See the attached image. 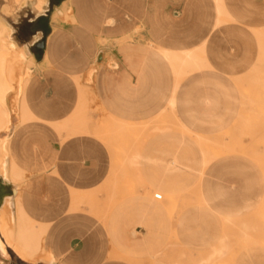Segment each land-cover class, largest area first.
Returning <instances> with one entry per match:
<instances>
[{
  "label": "crops",
  "instance_id": "crops-1",
  "mask_svg": "<svg viewBox=\"0 0 264 264\" xmlns=\"http://www.w3.org/2000/svg\"><path fill=\"white\" fill-rule=\"evenodd\" d=\"M106 9L103 25L89 24L100 29L88 49L76 51L88 101L76 87V112L89 106L88 121L57 148L31 145L40 149L35 164L13 154L8 135L0 143L9 160L0 177L14 188L2 201L10 200L12 221L0 230V252L46 264H264V243L242 238L256 231L239 227L263 198L262 173L218 145L239 119L237 82L256 62L264 0H108ZM51 32L34 42L42 56ZM62 101L67 110L74 97ZM27 167L46 173L22 195L27 217L47 224L31 258L7 235ZM70 192L76 211L66 214Z\"/></svg>",
  "mask_w": 264,
  "mask_h": 264
},
{
  "label": "rangeland",
  "instance_id": "rangeland-1",
  "mask_svg": "<svg viewBox=\"0 0 264 264\" xmlns=\"http://www.w3.org/2000/svg\"><path fill=\"white\" fill-rule=\"evenodd\" d=\"M34 1L0 0V28L7 33L3 35L4 41L2 42L6 49V68L8 71L15 70L20 73L24 79L27 78L22 98L19 95L21 94L20 83L23 78L19 81L18 89L15 88L14 91H11L17 97L8 128L0 130V143L8 135L9 149L13 154L18 150L23 161L27 164L31 162L35 164L40 161V149L31 151V145L35 147L36 144L44 142L49 148H57L68 138L76 136L79 125L88 121L89 106H81L76 112V87L82 101L85 100L86 105L88 104L84 87L80 85L76 70V67H80L76 65V61H82L76 60V51L88 49L90 35L100 29V27L89 24L103 25V19L107 13L106 4H108V0H44L42 11L37 13L32 8ZM78 1L81 3L78 6L82 9L76 10ZM56 9L61 10L62 13L54 17L53 12ZM48 30L52 31L51 36L55 38H49L48 50L42 56L44 49L34 42L45 39ZM256 35L258 48L254 70L248 72L237 82L242 98L239 119L232 129L222 137L226 138L229 147L245 146L246 149L234 148L231 152L246 154L251 158L258 165L264 179V30L256 32ZM23 50L28 52L24 58L20 56ZM85 61L88 62V60ZM245 95L246 97L243 98ZM65 97H74L73 105L67 110L60 106ZM10 102L13 103V100L10 99ZM21 102L28 109L22 121L19 117ZM52 109L58 111L56 120H48L44 116L48 110ZM96 113L99 115V111ZM76 119L79 122L77 124ZM2 124L3 119L0 114V126ZM98 125H100L99 133L103 136L105 131L103 119L98 122ZM223 138L218 139L219 146H221ZM101 140L104 138L101 137ZM123 144L125 143L123 142ZM45 174L44 171H35L28 167L24 169L19 183L21 197L25 194L27 184L32 177ZM14 177H18V175H14ZM8 195H14V188L0 177V205L4 197ZM69 199V206L63 210L66 214L76 211V195L70 192ZM61 212L57 215H60ZM34 215L41 216L42 213H34ZM27 218L31 227L44 223L33 217ZM253 221L257 222L258 227L254 225V228L250 227L249 230L256 231L255 236H250L247 233L242 238L250 240L252 244L264 243V229H261L264 224V195L254 214ZM49 230L50 227L43 236L44 248ZM69 255L67 253L64 257L68 258ZM0 264L46 263L23 261L13 251L7 249L6 255L0 252Z\"/></svg>",
  "mask_w": 264,
  "mask_h": 264
},
{
  "label": "bare ground",
  "instance_id": "bare-ground-1",
  "mask_svg": "<svg viewBox=\"0 0 264 264\" xmlns=\"http://www.w3.org/2000/svg\"><path fill=\"white\" fill-rule=\"evenodd\" d=\"M42 4H44V0H35L32 5L39 7ZM56 15H59V10H56L54 17ZM80 33H82V32H80ZM4 34H7V33L0 28V114H1L2 119H3V124L0 126V130L1 129L6 130L9 126L10 118L12 116V112L14 111L15 98L17 97V96H15V94L11 93V91H14L15 88L18 89L19 81H20V79H22L24 77L20 73H17L15 70L8 71V69L6 68V65H7V60H6V55H5L6 49L4 48V46L2 44V42L4 41V38H3ZM27 54H28V52L23 50V51H21L20 56L22 58H24L27 56ZM253 70H254V68H253ZM26 79L27 78H25V79L23 78L21 83H20L21 94L19 95V97H21V98H22L21 95L23 93V89L25 87ZM247 92H248V90H247ZM245 97H246V95L243 98H245ZM10 99L13 100V103L10 102ZM20 105H21V115H19V117H20V120L22 121V120H24V114H26L28 110H27V108L23 102H21ZM198 141L203 142L204 139L198 137ZM239 145H240V143H239ZM222 147L225 149L224 151H233L234 148L235 149L238 148V146L229 147V144L225 140H223ZM253 154H255V153H253ZM8 165H9V160L2 153L1 147H0V171L5 169L6 167H8ZM20 199H21L20 202H17V204H16V214H15V219L13 220L14 224L12 226V230H10L7 233V235H8V237L11 236L12 241H15L17 243L18 250L20 253H22L24 256H26L28 258H31V257H33L35 250L39 246L40 239L42 237V234H43L47 224L46 223H43V224L40 223L39 225H35V226L31 227L29 220H26V219H28L27 214H29L28 213V204H27L24 196ZM11 205L12 204H11L10 200L6 199L5 202L2 203V206L0 207V213H1L0 230L2 232L5 231L4 230L5 226L8 225L9 222L12 221V220H10L12 213H10V211H9ZM239 225H240L239 227L241 228L240 229L241 234L243 235L246 228H249V227L254 228V225L257 226V222L255 223L254 221H252V222L251 221H243V222H240ZM261 229H264V224H263ZM213 256L214 255H210V258H212Z\"/></svg>",
  "mask_w": 264,
  "mask_h": 264
},
{
  "label": "built area",
  "instance_id": "built-area-1",
  "mask_svg": "<svg viewBox=\"0 0 264 264\" xmlns=\"http://www.w3.org/2000/svg\"><path fill=\"white\" fill-rule=\"evenodd\" d=\"M153 197H154L155 199H161V194L158 193V192H156V193L153 194Z\"/></svg>",
  "mask_w": 264,
  "mask_h": 264
},
{
  "label": "clouds",
  "instance_id": "clouds-1",
  "mask_svg": "<svg viewBox=\"0 0 264 264\" xmlns=\"http://www.w3.org/2000/svg\"><path fill=\"white\" fill-rule=\"evenodd\" d=\"M108 23H109V25H114L115 21L114 20H110Z\"/></svg>",
  "mask_w": 264,
  "mask_h": 264
},
{
  "label": "water",
  "instance_id": "water-1",
  "mask_svg": "<svg viewBox=\"0 0 264 264\" xmlns=\"http://www.w3.org/2000/svg\"><path fill=\"white\" fill-rule=\"evenodd\" d=\"M42 43V42H41Z\"/></svg>",
  "mask_w": 264,
  "mask_h": 264
}]
</instances>
